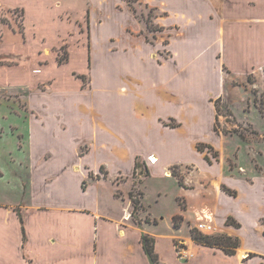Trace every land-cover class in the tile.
<instances>
[{
    "label": "rangeland",
    "instance_id": "rangeland-1",
    "mask_svg": "<svg viewBox=\"0 0 264 264\" xmlns=\"http://www.w3.org/2000/svg\"><path fill=\"white\" fill-rule=\"evenodd\" d=\"M222 10L227 18H261L264 0H0V170L14 176L11 197L20 202L13 207L17 213L25 215L20 200L30 203L32 184L36 200L58 203L62 186L56 181L62 183L60 169L68 167L71 188L78 189L80 182L81 190L72 196L82 207L95 202L120 216L128 203V218L140 228L150 220L151 225L146 224L158 236L161 257L156 253L165 260L160 259L162 263L238 264L241 244L236 257L227 259L216 254H224L221 249L191 239L193 229L199 233V223L213 220V201L231 213L222 232L209 236L235 240L246 230L252 232L249 235H264V204H258L264 202V25L228 23L218 15ZM222 26L226 27L223 42ZM59 58L66 63L60 66ZM126 73L141 81L142 103L159 113H163L155 94L159 86L175 90L181 98L182 92L194 109L201 110L194 114L195 119L202 117L199 126L194 116L184 120L185 146L174 153V163L180 167H170L195 189L181 186L177 177H166L162 170L145 178L149 167L143 159L140 172L126 177L132 172L136 150L146 149V143L129 142L124 154L110 137L105 145L104 136L96 139L88 112L98 114L105 106V113L113 114L109 121L117 125L114 132L132 131L120 115L126 106L117 108L119 102L114 108L103 98L106 89L115 95L124 91ZM109 76L117 78L116 85L105 81ZM201 80L203 86L194 85ZM179 101L170 108L178 119L168 123L175 126L182 114ZM213 109L219 114L215 122ZM133 113L141 114L152 124L149 131L157 133L152 111L137 108ZM173 136L163 135L168 140ZM200 144L212 148L202 153L197 149ZM207 173L208 189L203 183ZM132 190L134 200L142 204L138 211L129 196ZM48 195L52 199L47 200ZM82 207L81 212L89 211ZM169 235L178 236L171 241ZM258 246L264 250V244ZM95 248L99 251L98 244ZM200 251L216 255L206 253L196 259Z\"/></svg>",
    "mask_w": 264,
    "mask_h": 264
},
{
    "label": "crops",
    "instance_id": "crops-1",
    "mask_svg": "<svg viewBox=\"0 0 264 264\" xmlns=\"http://www.w3.org/2000/svg\"><path fill=\"white\" fill-rule=\"evenodd\" d=\"M218 15L220 18L227 20L226 22L231 24L244 23L245 25H248L253 23L256 25H264V17L252 19L245 18V20L241 17L227 18V12H224L223 10L221 14L218 13ZM251 27L252 26H250V28ZM225 28V26H222L221 31L223 35L222 38H220L221 42H223ZM206 46L210 47L209 44ZM195 62H197V60L193 59L192 65H195ZM168 63L170 62H166V64ZM163 65L159 66L160 69L163 68ZM126 74L127 79H125L128 80V83L121 86V88H124V91L119 92L118 90L117 94L120 96L115 95V93H111L106 89L107 94L103 98L105 103L114 105V108H116L119 102L120 106L117 108L126 106V109L124 108L126 111L123 109L120 112V115L123 116L124 121L127 123L124 124L125 128L132 131L129 132L128 135H126V133L123 131L119 132L118 134L114 132V129L117 125H115L114 120L111 122L109 121L113 114L108 115L105 113V107L108 106H105L104 111L100 110V113L98 112V114L94 113L93 110L89 111L87 109V112L89 111L88 113H92L91 118L93 122V128L97 130L95 131L96 139L98 140V138H102L101 136H104L105 142L103 145H105L107 142H109L108 137H110L111 143L113 142L121 145V152L124 154L127 153L128 150L127 143L134 141L137 142L140 140H143L146 143V147L148 146L146 149H143L141 146L136 150V153L134 154L135 157L132 172L126 177L135 176L136 164H139L140 159L146 161L149 167V176H151L154 170H162L164 176L172 177L173 175L172 171H170V167H180V165L174 163L176 162L174 156L177 153L179 154V152L184 148L185 145L183 144L185 143V140L188 136V132L185 130L184 126V120L192 119L194 114L196 115L197 113H200L201 110L198 108L194 109L190 103V100H188L187 96L182 92L180 93L183 98L178 97L176 93H174L175 90L173 92L166 86H159L157 87L155 93L156 98L158 99V106H162L161 110H163V113H159L156 107L148 106L147 104L142 103V97L140 96L141 91H139L142 86L140 85L141 81L138 80L137 77H131L130 73ZM206 75L208 79L212 78L210 72L206 71ZM107 80L110 81L113 86L117 83V78L115 79L114 77H106L105 81L107 82ZM202 80L194 81L195 84H193L199 87L203 86L202 83L199 84V82H202ZM113 81L115 83H113ZM171 81L172 80L169 79L166 85H170ZM189 83L191 87V81ZM104 94L105 93L103 92V95ZM103 98H101L99 101L104 102ZM131 98L133 101L130 106ZM178 100H180L179 103L182 105V114L181 117H179V124L175 126L169 124L168 121L178 119V115L172 113V110L170 109L172 108V104H176ZM137 108H140V110H145L146 108L147 111H152L154 114V119L157 123V133L149 131L152 129V124L148 123V121H146L141 114L133 113V111L137 110ZM213 110L212 122H215L214 120L216 119L217 113L216 109ZM195 117L197 116H194L192 120H195L194 122H196L198 126L202 124V117L198 116V119H195ZM194 122L189 121V124H193ZM64 131L65 130H63V132ZM99 131L100 133H98ZM168 133L174 134L171 140L164 138ZM93 143L96 144L98 142L95 140ZM190 144L193 148V140L190 142ZM103 145H101V147ZM109 148H112V145H110ZM174 153L176 154L174 155ZM149 158H151L150 162L154 160V158L157 161L155 163L151 162V164L149 162ZM167 158H172L173 161L168 162ZM79 161H81L80 156ZM186 169H188L187 166ZM60 170L62 171L60 174L63 177L58 178H62L63 180L62 183H59L58 180L56 181L57 184L62 186V189H60L61 199L58 203L50 204L49 201L44 203L41 202V200H36L34 197L35 188L33 184L30 203H24L22 200L23 198L20 200L25 208V215L23 216V219L27 237L26 241H24L22 225L20 223L18 213L15 208H13L20 204V202H15L13 197H11L12 182L15 181L14 176H10L8 171L5 172L3 169L0 170V264H150V261L145 254L143 245L141 243L143 234H147L156 239V252L159 253L161 257L158 236L156 234H152L148 230V225L151 224L147 223V225L146 222H143L142 227L140 228L131 220V217L128 218V216H130L128 213V203L124 205V213H122L120 216L116 215L111 210L104 211L102 207L95 202L82 207L80 201L77 200L75 196H72V194H78L79 190H81L80 182L78 183V189H76V186H72L71 188V175L69 174L71 173L69 171L70 169L68 170V167H64ZM138 170L137 173L140 172ZM96 171L97 170L94 172ZM188 172L191 173L192 171L188 169ZM48 174L49 173H46L44 175ZM33 175L34 172L30 175L31 178ZM149 176H146L145 178ZM72 177H74V175H72ZM85 177L86 173L83 174L82 178ZM183 178L185 181V177ZM209 179L210 177L207 173V176L203 181L206 188ZM185 184L187 189H195L193 186L188 187L190 185H188L187 182ZM229 185L230 187L234 188L232 183ZM123 188L124 186H122V190ZM91 190L92 189L88 190L87 195L88 197L92 198L94 196L91 194ZM205 196L208 197L207 193ZM50 199H52V196L48 195L47 200ZM115 202L120 203L119 201ZM233 202L236 201L233 200ZM229 203L230 202H227V205ZM258 204H264V202L261 203L260 200ZM43 205L47 208H41ZM219 206V202L213 201V220L206 223L218 226L222 232V228L226 226V220L230 217L229 215L231 212L228 211L229 208L226 207L225 209L223 208L221 210L219 209ZM250 206L251 205L249 204V207ZM81 207L84 209L86 207V209L89 211L81 212ZM244 210L250 209L248 208ZM216 212H219L218 215ZM235 215H238L239 218L241 216L238 213ZM253 228L255 230V225ZM251 233L247 232L246 230L245 232L242 231V234L241 231L237 234L241 244L240 249H238V254L236 255L238 264H264V250L260 249L258 246L259 243L264 244V235H260L259 233L258 235L256 233L255 235H249ZM228 235H234V233L228 232ZM176 236L178 235H169V238L172 241ZM97 244L99 246V251H97L95 248ZM206 253L214 255L221 254L227 259L236 257L226 255L225 253L224 255L221 251H218L216 254L213 252L210 253L209 251H200L196 259L199 258L201 254L204 255ZM251 254L257 256L249 258ZM160 259L165 261L163 258ZM177 261L179 262V260Z\"/></svg>",
    "mask_w": 264,
    "mask_h": 264
},
{
    "label": "trees",
    "instance_id": "trees-1",
    "mask_svg": "<svg viewBox=\"0 0 264 264\" xmlns=\"http://www.w3.org/2000/svg\"><path fill=\"white\" fill-rule=\"evenodd\" d=\"M58 63L60 66H62L63 64L66 63V60L59 58ZM261 108H262V111L264 113V102H261ZM216 120L217 121L219 120L218 112L216 114ZM214 129H215V131H217V125H215ZM206 148L211 149L212 147L209 145H205V144H200L197 146V149L202 153L205 152ZM206 160L210 161L209 158H207ZM101 169H103V168H101ZM138 169H139V164L137 163L136 168H135V175H137ZM107 175H108V172L105 174L104 177H107ZM146 175L147 176L150 175L149 170H146ZM172 175L177 177L181 186L186 187L184 179H182V177L179 174H177L175 171H172ZM141 195L143 197L144 193H142ZM129 196H130V199L132 200L134 210L138 211L139 207L140 206L142 207V204L140 201L134 200L133 190L130 192ZM18 216L20 219V223L22 225V231L24 234V241H26L27 237H26V231H25V227H24V219H23L22 214L20 212H18ZM176 218L177 217L174 218V223H175V226L178 228L179 225L175 222ZM146 222L151 223L148 218L146 219ZM191 236H192L193 241L196 242L197 244H200L204 247L221 249L222 251H224V253L226 255H229V256H233L235 254V250L238 249L240 246V240L239 239L234 240V239H232V237H229V236L203 235L201 233H197L194 229L191 231ZM141 243L143 245L144 252L150 261V264H164L160 261V258L158 256V254L156 253V239L154 237L143 234L142 238H141ZM251 256H253V255L251 254L250 257Z\"/></svg>",
    "mask_w": 264,
    "mask_h": 264
},
{
    "label": "built area",
    "instance_id": "built-area-1",
    "mask_svg": "<svg viewBox=\"0 0 264 264\" xmlns=\"http://www.w3.org/2000/svg\"><path fill=\"white\" fill-rule=\"evenodd\" d=\"M149 160H151V158H149ZM153 163V161H151ZM197 231L201 234H204V235H211V234H214V233H221L220 229L217 228L215 225L213 224H209V223H199L197 226Z\"/></svg>",
    "mask_w": 264,
    "mask_h": 264
},
{
    "label": "bare ground",
    "instance_id": "bare-ground-1",
    "mask_svg": "<svg viewBox=\"0 0 264 264\" xmlns=\"http://www.w3.org/2000/svg\"><path fill=\"white\" fill-rule=\"evenodd\" d=\"M154 163L157 161V160H155V158H154V160H152ZM218 228V227H217Z\"/></svg>",
    "mask_w": 264,
    "mask_h": 264
}]
</instances>
